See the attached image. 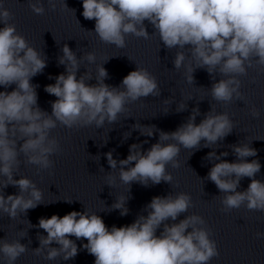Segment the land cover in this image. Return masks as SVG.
Wrapping results in <instances>:
<instances>
[{
	"label": "clouds",
	"instance_id": "obj_1",
	"mask_svg": "<svg viewBox=\"0 0 264 264\" xmlns=\"http://www.w3.org/2000/svg\"><path fill=\"white\" fill-rule=\"evenodd\" d=\"M49 2L54 9L55 4ZM29 7L38 15L45 11L41 0H30ZM82 7L83 17L95 20L94 32L105 43L123 48L127 34L147 39L149 33L144 24L147 20L167 49L190 47L198 68H205L210 76L218 69L227 77L211 85V96L218 102L229 103L241 96L238 76L247 73L254 58L256 63L264 65V0H82ZM9 18V11L0 4V22L4 24L0 28V86L5 89L16 86L10 92L0 91V175L6 178L3 189L9 185L19 189L18 194L7 196L0 191V212L15 219L42 201V191L32 180L13 178L21 154L28 163L50 169L53 166L50 157L60 150L58 141L50 138L58 123L67 128L94 123L101 128L106 121L117 122L119 114L126 111V104L149 95L158 96L160 92L156 78L140 67L130 71L119 87L104 82L109 74L102 65L97 70L96 84L86 82L92 79L87 73L77 79V56L65 44L58 63L65 66L66 72L44 89L56 97L49 114L38 106V85L31 83L45 69L46 58L17 33L15 25L8 23ZM85 58L89 63L96 59L91 52ZM185 59V53L178 51L173 61L175 69H180ZM194 70L187 66L189 83L194 80ZM180 109L183 111L184 105ZM199 114L198 108L193 109L186 123L173 132H161L159 141L145 151H141L139 144L130 145L126 159L119 161L120 181L145 187L149 182L171 184L173 177L166 172V166L179 167L176 158L181 147L197 148L201 141L205 145L216 144L232 132L233 121L226 112L215 113L211 108L196 124ZM252 115L259 117L260 113L253 108ZM134 127L151 137L155 126ZM168 140L175 143H162ZM231 147L237 157L235 162L220 159L228 155L226 152L220 156L214 151L208 153L210 161L215 157L219 162L210 168L207 179L224 194L221 203L225 210L239 208L246 202L249 210L264 211V182L255 178L261 164L258 159L247 160L255 157L257 150L248 144ZM105 155L111 169H116L118 162L112 152ZM245 177L251 183L246 190L237 191ZM113 182L114 177L110 176L108 185L112 186ZM125 203L121 197L112 208L125 216L128 214ZM190 206L191 196L184 192L154 196L146 207V216L139 215L129 225L111 228L99 215L89 214L87 210L71 211L63 217L55 214L41 217L38 227L47 236L39 237L41 247L34 251L39 255L46 247V259L53 260L63 254V259L69 260L78 254L77 244L69 238L74 236L77 240H87L82 247L95 257L94 264H208L219 252L209 231L198 227L205 223L202 217L193 214L178 223H166L175 221ZM161 226L163 230L157 235ZM189 228L191 231H187ZM257 236L264 237V233ZM53 243L59 247H50ZM26 251L20 240L0 241V254L6 264H14Z\"/></svg>",
	"mask_w": 264,
	"mask_h": 264
}]
</instances>
